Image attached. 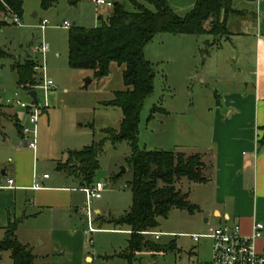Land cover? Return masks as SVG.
<instances>
[{
    "label": "rangeland",
    "instance_id": "374dc122",
    "mask_svg": "<svg viewBox=\"0 0 264 264\" xmlns=\"http://www.w3.org/2000/svg\"><path fill=\"white\" fill-rule=\"evenodd\" d=\"M168 1L179 15L185 14L195 2ZM122 4L126 10H134L131 0H122ZM245 4L247 7H244ZM145 5L154 10L153 5ZM232 5L237 10L255 9L251 8L254 5L250 6L244 0H233ZM110 10L106 5L96 6L92 0H57L48 8H42L40 0H23V14L19 23L13 22L0 27V50L4 52L0 56V178L2 170L7 172L12 167L8 157L13 160V146L26 149L23 146L24 140L18 136L14 126V116L17 115L25 125L26 114L16 104V99L24 103H30L31 99L27 91L17 84V74L11 68L13 63L33 60L41 68L37 70L33 67L37 75L41 77L43 71L55 85L46 95V102L41 90L37 95L40 104L46 107L41 110L37 121V146L32 164L37 179L47 174L51 176V181L57 179L61 184L78 188L75 182L66 179L63 171L57 170V163L65 161L68 150L81 149L102 139L104 129L119 127L121 109L105 106L103 102L112 99L115 91L125 89L122 82L124 65L111 62L109 74L101 78H94L93 71L89 69L70 68L69 28L63 26L66 21L70 26L96 27L102 21L98 17L104 19ZM6 17L15 16L3 15L1 19L8 22ZM43 19L48 20V23L42 29L40 23ZM244 19L247 18L232 15L228 20L231 32L229 38L221 39L218 48L209 49L207 43L215 38L208 34L179 37L159 33L144 46L143 55L152 65L154 78L153 91L145 98L140 111L138 145L141 149L172 150L173 144L179 142L185 143L186 154H190L191 147L187 143L193 134L199 133L202 141L208 137L209 108L213 105L214 94L225 86L233 85L231 82L227 83V77H251V43H247L243 50L246 58L242 65L235 58L240 51V41L245 40L240 36L245 26ZM237 31L239 33L233 34ZM40 43L47 44L48 49L41 56L35 57L34 53ZM202 50L208 51L203 53ZM225 56H232L227 65L222 61ZM88 79L90 81L85 86ZM154 106L159 109L151 113ZM198 118L201 120H197ZM192 121L196 122L194 126ZM4 139L7 143L2 144ZM128 156L129 146L125 141L116 144L109 140L104 142L98 157V169L92 181L93 184L103 183L104 189L101 197L90 203L93 226L101 229L90 235L91 248H88L90 245L87 243L89 235L83 237L85 253L92 259H85L82 264H127L119 254L127 248L128 227L97 221L98 215L94 211L98 209L100 215L108 219L120 217L130 207L129 182L132 173L126 161ZM66 180L68 182L63 183ZM183 183L189 186L193 182L184 178L178 182L176 186L182 192L186 191ZM73 196L76 207L70 212L73 227L86 230V217L80 210L84 205L85 195L76 191ZM74 209L77 211L74 212ZM37 221L42 222L43 215ZM196 225L186 212L177 209L172 210L166 218H159L156 230L161 232L160 237L150 235L149 238L162 246L172 243L175 248L154 256L146 252L139 256L136 264L209 262V240L194 242L188 236L206 231V228H195ZM20 227L23 229L25 226L22 224Z\"/></svg>",
    "mask_w": 264,
    "mask_h": 264
},
{
    "label": "trees",
    "instance_id": "16d2710c",
    "mask_svg": "<svg viewBox=\"0 0 264 264\" xmlns=\"http://www.w3.org/2000/svg\"><path fill=\"white\" fill-rule=\"evenodd\" d=\"M111 10L101 19L100 25L92 28L70 26L68 34V65L73 69H89L94 78L107 76L111 62L124 65L122 71L123 90L113 93V98L104 101L105 106L121 109L122 118L117 129H104L105 135L98 141L79 150H70L67 159L58 168L75 176L80 185L92 184L98 169V157L103 144L125 141L129 146L126 158L131 168L129 182L131 205L120 217H110L107 222L116 226H127L129 238L127 248L119 255L127 264H136L140 255L166 253L174 244L162 246L149 238L159 225V218H166L172 209L193 212L196 206L187 199V193L176 186L183 178L188 182H203L204 164L199 154H186L179 150H145L138 145L139 119L143 102L153 91L154 71L144 58L143 48L159 33L172 35L208 34L215 39L207 43L209 49L218 47L223 38L229 37L227 17L240 11L233 8V0H195L185 14L179 15L167 0H131L134 10L124 8L122 0H111ZM57 0H40L42 8H48ZM145 3L154 6L148 8ZM23 14V0H0V27L9 24L3 15ZM208 50L201 52L207 53ZM4 52L0 50V56ZM35 62L26 59L13 63L17 84L26 91L39 83L33 69ZM159 107L154 106L151 113ZM151 115V114H150ZM18 133L20 129L15 123ZM264 147V127L258 140ZM16 222L6 227L5 237L0 240V252L9 250L13 264H35L31 250L17 241Z\"/></svg>",
    "mask_w": 264,
    "mask_h": 264
},
{
    "label": "crops",
    "instance_id": "0c3cea01",
    "mask_svg": "<svg viewBox=\"0 0 264 264\" xmlns=\"http://www.w3.org/2000/svg\"><path fill=\"white\" fill-rule=\"evenodd\" d=\"M244 1L250 6L254 5L251 8L255 9L242 8L235 14L247 18L243 20L245 26L240 34L245 40L240 41V51L235 58L242 65L246 58L243 50L247 43H251L253 48L251 77L250 79L243 76L227 77V83L231 82L233 85L225 86L219 93L214 94L213 105L209 108L208 137L202 141L198 133L188 139L190 154L196 153L201 157L206 180L193 182L189 186L183 183L187 199L196 206V209L193 212L177 210L186 212L197 223L195 226L197 229L224 223L238 224L240 232L250 236L255 221L261 222L264 226V147L258 146L264 127V0ZM246 5L244 7H247ZM232 15L227 17L228 27V20ZM8 23L13 24L10 20ZM237 33L239 32H233ZM187 35L191 34L174 36ZM41 55L39 52V56ZM231 60L232 56H225L222 61L227 65ZM14 118L15 128L17 123L20 129L18 133L16 128L18 136L24 140L23 146H26L21 134L22 121L17 115ZM191 124L194 126L196 122L192 121ZM2 142L7 143L5 139ZM185 146V143L178 142L173 144L172 150L186 153ZM35 151L27 146L26 149L13 146V160L8 157L12 167L7 172L1 171L0 240L5 237L8 224L16 222L15 237L31 250L35 256V264H82L85 259L90 261L92 257L85 253L83 237L89 235L91 238L90 235L101 228L92 225L95 231L86 234L85 230L73 227L70 214L71 210L76 208L73 193L82 192L80 187L83 185L79 184L75 176L58 168L65 161L57 163L56 168L63 171L66 179L75 182L78 188L61 184L57 179L51 181V176L43 178L44 174L37 179L32 165ZM8 179L13 180L11 187H5ZM67 180L63 183L68 182ZM35 182L39 183V188H33ZM80 210L83 213L82 207ZM76 211L74 209V212ZM94 212L98 215L97 221H107V218L100 215L98 209ZM42 215L43 221L38 222L37 219ZM83 215L85 216L84 213ZM92 221L94 223L93 217ZM22 224L25 226L23 229L20 227ZM86 226L88 228L87 219ZM126 231L130 232L128 229ZM153 232L161 233L157 230ZM88 245H90L88 248H91L92 244ZM255 246L258 250L264 247V227L262 236L255 241ZM0 264H13L9 250L0 252Z\"/></svg>",
    "mask_w": 264,
    "mask_h": 264
},
{
    "label": "built area",
    "instance_id": "2783aa9c",
    "mask_svg": "<svg viewBox=\"0 0 264 264\" xmlns=\"http://www.w3.org/2000/svg\"><path fill=\"white\" fill-rule=\"evenodd\" d=\"M96 5H106L108 7L112 6V1L106 0H92ZM15 23H19V18L17 16L8 18ZM48 23V20H41L40 27L43 29ZM64 27H70L68 22L63 23ZM48 49L47 44L40 43L37 50L42 54ZM35 69H41L39 65L34 66ZM55 87L53 81L46 77L42 71V76L39 77V83L32 86L31 89L37 91L41 90L44 94V99L46 101V95L48 91ZM31 99V98H30ZM16 104L25 110L26 114V124L21 126V134L25 139V145L35 151L37 144V121L39 114L45 106H42L40 102L35 103L32 101L30 103H24L16 99ZM48 175L44 174L43 178ZM13 183L12 179L7 180V185L5 187H11ZM33 188H39V183L35 182ZM104 189V184L101 182H96L95 184L83 185L80 190L85 194V203L82 207V211L86 216L88 228L84 233L89 234L95 231L92 226L93 221L91 217L90 203L93 199H98L101 197V192ZM263 224L259 221H255L252 225V232L250 236H245L240 232V227L238 224H218L209 225L204 233H194L190 234L189 237L194 241L198 242L200 239H207L210 242V261L204 264H264V247L260 250L256 249L255 241L262 236ZM145 234L154 235L156 238L160 236L157 232H144ZM88 244H92V239L89 237L87 240ZM192 264H198L193 261Z\"/></svg>",
    "mask_w": 264,
    "mask_h": 264
},
{
    "label": "water",
    "instance_id": "95a60500",
    "mask_svg": "<svg viewBox=\"0 0 264 264\" xmlns=\"http://www.w3.org/2000/svg\"><path fill=\"white\" fill-rule=\"evenodd\" d=\"M35 57L39 56V52H35L34 53ZM90 81V79H88L85 83V86L88 84V82ZM27 95L32 99V101H34L35 103H38V99H37V91L34 89H30L27 91Z\"/></svg>",
    "mask_w": 264,
    "mask_h": 264
}]
</instances>
